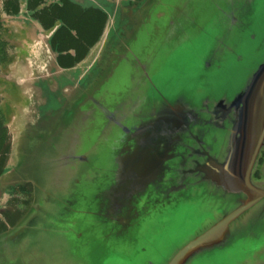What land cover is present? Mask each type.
<instances>
[{
    "label": "water",
    "instance_id": "1",
    "mask_svg": "<svg viewBox=\"0 0 264 264\" xmlns=\"http://www.w3.org/2000/svg\"><path fill=\"white\" fill-rule=\"evenodd\" d=\"M111 1V9L97 6L106 13L104 26L74 65H59L49 41L55 27L34 20L37 34L44 32L41 56L29 58L37 42L27 49L16 44L27 53L21 69L13 79L0 78V109L7 129L13 126L0 197L31 185L20 216L0 231V252L39 240L56 248L63 264H141L154 240L160 247L181 235L161 260L150 256L143 264H264V31L247 30L264 26V0H175L167 38L191 40L216 24L202 63L218 65L213 70L220 74L212 80L196 68L192 85L173 89L152 79V63L139 62L134 101L119 116L109 114L113 125L106 123L73 160L83 143L78 115L87 114L99 98L94 89L110 80L104 55L121 57L113 36L138 24L159 0ZM197 44L189 49L199 57ZM232 58L239 62L235 79L220 68ZM51 94L57 111L43 109Z\"/></svg>",
    "mask_w": 264,
    "mask_h": 264
},
{
    "label": "rangeland",
    "instance_id": "2",
    "mask_svg": "<svg viewBox=\"0 0 264 264\" xmlns=\"http://www.w3.org/2000/svg\"><path fill=\"white\" fill-rule=\"evenodd\" d=\"M87 1L90 3L95 2L94 4L100 2L102 3L101 5H107V8L109 9L113 6V1L111 0H91L92 2L90 0H85L84 2ZM174 1L175 0H159L146 17L141 19L139 17L140 21L138 19V24L134 26L129 25L124 33L113 36L111 46L121 41V49L119 48L121 51V57L118 58L117 52L113 55L107 54V57L104 55L103 59H110V61H107L108 65H105L106 69H104L105 74L103 76H109L110 80L104 82L98 89L99 91L94 89V95L99 94V98H97V102L89 108V110H87V114L85 115L82 113L80 117L78 115V122L81 124V127L83 126L79 129L81 130V133L83 132V143L77 146L76 150L72 152L73 160H75L81 151L90 147V143L98 137V134L106 123L108 125H113L112 122L108 121L109 114L119 116L120 113H122L125 104H130L134 101L137 91H135V82L132 78L133 76L137 77L139 75L137 66H134L139 62L149 61L152 63V67L150 68V72L152 71V79L166 83L168 87L173 89L176 87V84L179 86L183 83L189 86L192 85L199 75V72L197 74L195 72L196 68L203 69L204 71H201L202 75H209L212 80L216 79L220 74L213 70L218 65H211L213 68L211 67L209 69H205L202 63L204 60L203 58L208 51H202V47L205 45L207 38H211L217 30H219L216 24L209 26L208 28L211 29L200 33L197 37L194 39L192 38L191 40L187 39L183 41V39H181L179 42L174 44L176 39L173 37L167 38L168 36L166 31L170 26L169 18L172 14L171 5ZM262 13L263 9L256 13L253 18V22L261 19ZM0 16L3 21V26L7 32V54L9 56V60L6 64H0V78L13 79V74L20 71L21 63L25 60L24 56L27 55L25 51V49H27L26 44L29 41L31 43L37 42L34 49L30 52L29 58L35 59L37 58L36 56L39 57L42 47L45 46V39L41 37V35H44V32L41 31L43 32L42 34H37L39 31L35 21L29 18L28 14L23 11L22 7L20 13L17 15H8L3 12ZM129 28L133 29L131 34L127 33ZM247 30L248 34L249 32L251 33V31L254 32V30L264 31V26L253 23ZM28 35H31V39H28ZM119 37L122 38L119 40ZM250 40L251 39H247L246 41L250 43ZM196 42H198L196 48H202L200 50L201 54L199 57L198 54H194L193 51L189 49V46L193 45V43L195 44ZM248 42H246L243 46L246 51L250 47ZM19 43L25 46L22 53L17 51L18 49L16 44ZM126 45L128 48H125ZM223 62L224 63L220 65V68L223 71L227 70L223 76L225 78L229 77L235 79L239 74V65L237 64L239 62L233 60V58L232 60H224ZM157 65L159 66V71H157ZM197 65L198 67H196ZM154 68L156 72L153 70ZM113 69L115 73H113L114 76L111 77V71H113ZM193 76H195V80L192 79ZM83 83L84 82H82V84ZM4 87L5 85L1 80L0 107L5 99ZM48 96V104H45L43 109L47 107L57 111L59 106L58 102L54 99V94ZM116 99H119V102H116ZM80 109L85 110V107H81ZM9 128L12 129L13 126L8 125V130ZM85 128L86 130H84ZM26 197L27 203L30 197L29 193ZM5 200L6 199L0 197V206L4 204ZM26 203L23 204L22 210ZM181 238L182 236L180 235L175 239L164 240V244L160 247L158 246V242L154 240L152 245L155 248H151L148 255H140V259L143 260V263L144 258L146 259L150 256L156 260H161L169 250L174 248L176 244L181 241ZM53 239L58 240L59 237L56 235ZM26 244L27 242H25L22 247L17 248H13L8 245L4 250H1L0 264H63L58 251L56 248H53L50 243L45 244L38 240L31 248H26ZM161 250H164V254H161ZM143 263L141 262V264Z\"/></svg>",
    "mask_w": 264,
    "mask_h": 264
},
{
    "label": "trees",
    "instance_id": "3",
    "mask_svg": "<svg viewBox=\"0 0 264 264\" xmlns=\"http://www.w3.org/2000/svg\"><path fill=\"white\" fill-rule=\"evenodd\" d=\"M45 1L46 0H28V6L30 8H36ZM0 4L2 5L0 7V14L2 11L10 15L19 12L18 0H0ZM35 15L42 27L46 30L53 27L54 21L57 18H60L61 22H63L62 26L55 28L49 39L52 49L56 52L69 48L75 49V55L68 52L57 54V62L63 67L72 66L85 56L89 47L99 37L106 20V13L101 8L96 6H83L74 0L50 2L37 10ZM71 29H75L76 34H73ZM6 34L7 32L0 16V64H6L9 60V56L6 53L8 45ZM10 142V134L4 123V116L0 109V173L8 160ZM26 187L31 189L29 183L26 184ZM20 214L21 212L17 210L14 217L16 215L19 217ZM7 215L9 214L7 213ZM3 227L4 224L1 221L0 228Z\"/></svg>",
    "mask_w": 264,
    "mask_h": 264
},
{
    "label": "flooded vegetation",
    "instance_id": "4",
    "mask_svg": "<svg viewBox=\"0 0 264 264\" xmlns=\"http://www.w3.org/2000/svg\"><path fill=\"white\" fill-rule=\"evenodd\" d=\"M46 1L41 3L36 8H30L28 6V0H18L19 12L17 14L20 13L21 7H22L23 11L28 14L30 19L37 21L41 25L38 18L35 17L36 16L35 12L37 10H39L41 7H43L44 5L49 4L50 2H59V0H46ZM74 1H76V0H74ZM84 1L85 0H79L77 2L83 6H96V7L99 6V5H96L94 3H90L88 1L84 2ZM1 6L2 5L0 4V7ZM3 12L6 13L5 11H2L1 13H3ZM6 14L10 15L9 13H6ZM17 14H14V15H17ZM62 25H63V22H61L60 18L55 19L53 27L56 28V27H59ZM71 32L73 34H76L75 29H71ZM67 52L72 54V55H75V53H76L74 48H69L66 50H62L60 52L57 51V54H62V53H67ZM6 53H7V49H6ZM29 190L30 189H28L26 187V185H24V186H16L10 191L8 198L5 200L4 204H2L0 206V222L2 221L4 224V227L0 228V230L7 228L9 225H12L15 222V220L17 219L19 214L16 215L15 217H14V215H15L17 210L20 212L22 211V206H23V204L26 203V198H27L26 196L28 195ZM7 213L9 215H7Z\"/></svg>",
    "mask_w": 264,
    "mask_h": 264
},
{
    "label": "bare ground",
    "instance_id": "5",
    "mask_svg": "<svg viewBox=\"0 0 264 264\" xmlns=\"http://www.w3.org/2000/svg\"><path fill=\"white\" fill-rule=\"evenodd\" d=\"M92 3H95V2H92ZM101 4H102V3L99 2V3H97L96 5H101Z\"/></svg>",
    "mask_w": 264,
    "mask_h": 264
}]
</instances>
